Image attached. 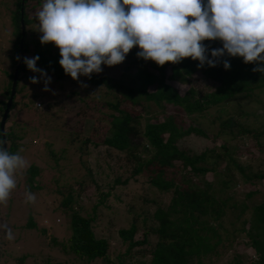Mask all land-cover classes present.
I'll use <instances>...</instances> for the list:
<instances>
[{"label": "trees", "instance_id": "1", "mask_svg": "<svg viewBox=\"0 0 264 264\" xmlns=\"http://www.w3.org/2000/svg\"><path fill=\"white\" fill-rule=\"evenodd\" d=\"M43 3L44 0H0V6H4L9 14L8 25L11 27L9 32L11 44L9 48L5 49L9 65L3 70V77H0V119L10 96L14 68L18 61L21 19L24 24L22 59L18 69L16 91L3 130L6 149L13 154L17 153L19 148L21 149L25 144L23 140L28 135V126H32L30 131L32 129L31 133H34V129H38L40 126L42 117V114L40 116L39 113H36L39 122L35 126L31 123H29L30 125L25 124L22 122L23 120L13 117L14 107L26 108L22 98L26 94V92L22 94L25 82L38 74L27 68L24 58H33L39 55L37 67L46 70L50 77H53L59 84L68 76L59 63L60 49L55 46L54 42L41 44L42 33L38 30L39 21L36 13ZM204 3L206 4L207 0H204ZM189 19L193 18L189 17ZM202 43L209 48V56L211 49L223 46L219 40H206ZM138 51H140L139 46H134L126 55L120 78L113 79L107 73L102 76L92 74L91 79L88 78L86 82H82L83 75L74 82L78 85L82 83L87 85L84 86L83 89L86 90H83L82 94L78 91L72 92V95L79 97L75 101H81L88 106V109H93L90 106L91 102H100L104 100V95H110V100H106L105 104L111 111L98 116V122L92 128L94 136L82 139L81 145L75 144L74 147L76 136L72 130L69 132L67 130L62 132V129L57 130L60 136L64 135L62 139L68 149L66 152L60 153L59 151L56 154L52 150H48L52 156L57 158L58 163L55 166L57 171L52 169L51 179L47 184L41 179H38L37 182L35 178L38 177V174L42 177L41 173L44 170L30 164L28 166L30 176L26 178V184L19 187L20 182L18 183L19 195L25 198L26 192L48 191L52 195L48 197L51 200L47 207L51 208L56 194L62 195L59 191L66 187L67 173L77 170L68 162L75 152H77L75 155L81 160V165L91 172L89 162L82 160L83 152L87 151L86 145L91 141L93 146H105L109 153L115 150L126 154L121 163L119 161L122 158L115 160L120 168L126 167L127 171L135 176L136 181L142 176L145 180L147 178V189L152 187L154 189L150 188L149 190L169 194V199L165 203L157 204L152 213L157 224L155 228H150V231L157 235V241L153 249L151 264H188L190 258L208 254L213 245L222 243L221 248H226L234 238L224 225V220L229 219V215H234V219L230 218L231 225L233 222H240L239 231L247 234L250 247L255 251L256 259L250 257L247 264H264V200L258 203L253 201L238 203L233 199V194L221 198L220 195L225 193L224 190L230 187V180L218 178L216 171L214 180L206 178V174L214 169L207 163V159L213 156L214 162L218 163L217 160L221 157L220 153L214 152L212 149L189 154L180 149L177 141L181 137L190 133L206 136V133L196 126L182 128L176 123L174 114H166L164 111L165 106H178L186 113L201 112L210 105L217 106L222 102L225 103L235 94L251 95L255 90L262 91L264 73L253 72L252 69L257 64H246L243 57L239 56L231 57L225 54L220 58L216 67L207 65L202 68L197 67L199 61L193 60L191 57L183 58L178 63L167 62L165 65L159 66L155 61L138 57ZM224 60L230 61V70H225ZM169 70L170 72L167 73ZM192 79L204 83L205 91L202 95H199L200 91L191 84ZM129 80H135L139 85H130ZM171 81H177L180 84L190 83L191 86L184 94H180ZM16 94H18L17 98ZM35 100L34 106L41 110V103L40 106H37ZM152 104L161 109L151 114L149 107ZM261 110L264 112L263 108ZM142 118L144 119L143 126L141 125ZM31 119L33 118L28 115L27 120L31 121ZM223 124L238 126L240 132L255 136L264 134V129L258 132V130L244 128L231 121L223 122ZM48 131L53 132V129ZM248 138L252 145L261 143L257 142L256 138ZM0 140H2L1 130ZM223 148L228 162L243 172L245 183H253L251 182L252 178H264L262 171L255 174L245 173V168L236 162L233 153H237L241 148L232 147L231 152H228L229 150L225 146ZM246 150L253 153L250 147ZM129 164L132 165L128 166ZM218 167L221 166L218 164ZM24 172L27 174V171ZM71 173L69 177H71ZM115 180L120 182V177H116ZM127 181V179L122 180L121 185L125 187ZM41 186H44L43 190H40ZM258 192L260 190L255 188L249 191L246 196L250 198ZM70 201L71 198L66 196L62 204H69ZM93 221L92 217H83L78 211L73 210L70 214L71 234L67 241L61 244L59 250L65 253L70 252L85 263H90L98 258H106L109 244L105 238L95 235ZM25 226L27 229H32L36 227V223L29 217ZM43 232L45 231L43 230ZM119 233L127 242L126 253H129L131 247L144 243L148 239V231H145L142 241L133 242L131 240L136 233L134 224L128 230H120ZM22 259L23 257L16 258L18 263ZM45 264H49V262Z\"/></svg>", "mask_w": 264, "mask_h": 264}, {"label": "rangeland", "instance_id": "2", "mask_svg": "<svg viewBox=\"0 0 264 264\" xmlns=\"http://www.w3.org/2000/svg\"><path fill=\"white\" fill-rule=\"evenodd\" d=\"M8 23L9 14L4 6H0L1 78L3 70L9 65L5 56L7 53L5 49L9 48L11 44L9 34L11 27ZM37 32L39 31L37 30ZM124 64V62L114 66L102 64L103 71L94 74L102 76L107 73L113 79L120 78ZM169 72L170 70L167 73ZM155 73L157 72L155 71ZM47 74L50 76L49 73ZM37 76L40 74L38 73ZM82 79V82H86L88 77L82 76ZM75 81L77 80L69 74L60 84L52 77L51 83L48 85L49 91L43 90V79L39 83L26 81L22 92V94L26 92L22 97L26 108L14 107L13 109V117L23 120L22 122L25 124L31 123L33 126L38 124L39 118L36 113H39L40 116L42 114V117L41 124L38 125V129H34V133H31L32 129L30 131L32 126H28V135L23 140L25 144L18 151L27 161V166L17 170L15 173L16 187L10 192L7 203H0V225L7 224L14 236V239L8 240L6 230L0 228V264H45L46 262L49 264H151L153 249L157 241V235L150 231V228H155L157 224L152 213L157 204L165 203L169 199V194L149 190L150 188L154 189L152 187L147 189V178L145 180L142 176L136 181L135 176H132L126 167L120 168L115 160L122 158L119 161L121 163L126 154L115 150L109 153L105 146H93L90 141L86 145L87 151L82 154V160L89 162L91 172L81 165V160L75 155L77 153L75 152L68 162L77 170L70 172L71 177H69L70 173H67L66 187L59 191L62 195L56 194L51 208L47 207L51 200L48 197L52 195L48 191H32L31 193L36 197L35 203L26 202V197L19 195V187L23 186L26 178L30 176V171H28L30 164L44 170L41 173L42 177L38 174V177L35 178L37 182L38 179H41L47 184L51 179L52 169L57 171V167H55L58 163L57 158L52 156L48 150H52L55 154L68 150L62 139L64 135L60 136L59 129H62V132L72 130L76 136L74 147L75 144L81 145L82 139L94 136L92 128L96 126L98 116L111 111L105 104L106 100H110V95H104V100L100 102H91L90 106L93 109H88V106L81 101H75L79 97L72 95V92L78 91L82 94L83 90H86L83 89L84 83L78 85L74 83ZM171 83L180 94H184L191 84L200 91L199 95L205 91L204 83L197 79H192L191 84H180L177 81H171ZM129 84L139 85L135 80H129ZM19 87L21 86L19 85ZM18 94H16V98ZM34 100L41 103V110L34 106ZM262 108L264 109V88L262 91L255 90L251 95L235 94L225 103L222 102L217 106L210 105L201 112L186 113L178 106H165L164 108L166 114L176 116L175 121L182 128L196 126L206 133V136L190 133L181 137L177 141L180 149L189 154L212 149L214 152L220 153L221 157L217 160L218 163L214 162L213 156L207 159V163L212 165L215 170L208 172L206 178L214 180L216 171L218 178L230 180V187L224 190L225 193L220 195L221 198L233 194V199L238 203L243 201L258 203L264 200V178H252L251 182L253 183H245L243 172L228 162V157L223 150L224 146L229 150L228 152H231L232 147L241 148L237 153H233V158L245 168V173L255 174L262 171L264 175V134L261 135L262 137L255 136L240 132L238 126L223 124V122L231 121L244 128L259 132L264 129ZM85 109L88 110L85 111ZM160 109L155 104L149 107L151 114ZM28 115L33 118L31 121L27 120ZM143 123L144 119L142 118V126ZM51 128L53 132L48 131ZM248 137L256 138L257 142L261 143L252 145ZM228 146H231V149ZM249 147L253 153L246 150ZM218 164L221 167H218ZM247 165L249 167H246ZM24 171H27V174ZM116 177H120V182L115 180ZM124 179L128 180L125 187L121 185V181ZM255 188L260 192L247 198L246 194ZM43 189L44 186H41L40 190ZM66 196L71 198V201L69 204L63 205L62 202ZM73 210L78 211L83 217L93 218L92 226L95 235L105 238L109 244L106 258H98L90 263H85L74 254L59 250L61 244L65 243L71 234L70 214ZM233 216L229 215V219L224 220L228 232L234 236L231 244H228L226 248H221L222 243L213 245L208 254H202L198 258L192 257L188 264H247L250 257L256 259L255 251L250 247L247 234L239 231L240 222H233L232 225L229 223L231 222L230 218L234 219ZM29 217L36 223L35 228H26L25 224ZM132 224L136 226V233L131 238L133 242L142 241L145 231H148V239L144 243L131 247L129 253H126L127 242L123 240L119 231L128 230ZM20 257L23 259L18 263L16 258ZM5 259L7 261L4 262Z\"/></svg>", "mask_w": 264, "mask_h": 264}, {"label": "clouds", "instance_id": "3", "mask_svg": "<svg viewBox=\"0 0 264 264\" xmlns=\"http://www.w3.org/2000/svg\"><path fill=\"white\" fill-rule=\"evenodd\" d=\"M36 16L41 44L54 42L65 74L76 80L81 75L91 79L103 71L102 64H120L134 46H139L138 57L159 66L191 57L199 61L197 67H216L227 54L256 63L252 71L264 73V0H44ZM206 40L223 45L210 50L211 58L202 43ZM39 59L25 57L24 63L40 74L30 81L43 79V90L49 91L52 78L37 67ZM223 66L230 70V61ZM26 166L19 152L0 147V203H7L16 187L15 173ZM25 197L35 203L33 193ZM0 228L8 240L14 239L7 224Z\"/></svg>", "mask_w": 264, "mask_h": 264}, {"label": "water", "instance_id": "4", "mask_svg": "<svg viewBox=\"0 0 264 264\" xmlns=\"http://www.w3.org/2000/svg\"><path fill=\"white\" fill-rule=\"evenodd\" d=\"M20 25H21V38H20V43H19V51H18V56L20 57V59L17 61L16 65H15V68H14V73H13V78H12V82H11V92H10V96L8 98V100L6 101V107L3 111V115L0 119V130H1V134H2V140H5V137H4V125H5V121H6V117H7V114H8V111H9V107L12 103V98L14 96V93H15V88H16V82H17V79H18V69H19V64L21 62V59H22V43H23V37H24V24L22 22V19L20 20ZM1 147H5L6 148V143L1 145Z\"/></svg>", "mask_w": 264, "mask_h": 264}, {"label": "built area", "instance_id": "5", "mask_svg": "<svg viewBox=\"0 0 264 264\" xmlns=\"http://www.w3.org/2000/svg\"><path fill=\"white\" fill-rule=\"evenodd\" d=\"M40 104L39 103H37V106H39Z\"/></svg>", "mask_w": 264, "mask_h": 264}]
</instances>
